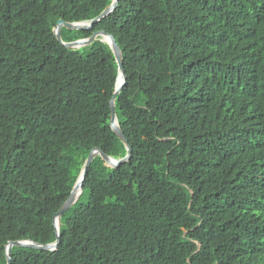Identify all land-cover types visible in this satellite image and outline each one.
Instances as JSON below:
<instances>
[{"label": "trees", "instance_id": "trees-1", "mask_svg": "<svg viewBox=\"0 0 264 264\" xmlns=\"http://www.w3.org/2000/svg\"><path fill=\"white\" fill-rule=\"evenodd\" d=\"M112 2L0 0V264L56 241L93 149L127 154L111 47L54 34ZM101 30L131 157L94 156L58 247L11 264H264V0H119L61 37Z\"/></svg>", "mask_w": 264, "mask_h": 264}, {"label": "water", "instance_id": "water-1", "mask_svg": "<svg viewBox=\"0 0 264 264\" xmlns=\"http://www.w3.org/2000/svg\"><path fill=\"white\" fill-rule=\"evenodd\" d=\"M119 0H113V2L96 18L92 19L89 23H82V22H66L63 19L58 20L57 25L54 29V34L58 41L62 43L67 48H74V47H81L91 44L93 41L97 39L98 36H102L103 41L107 42L109 46L112 49V52L115 56L116 63L118 65V76L115 84V90L113 92V95L110 99V110H111V116H110V125L113 131L117 134L121 142L125 145L127 154L124 158L120 160H115L109 156H107L105 153H103L100 149H93L90 154L88 155L84 167L82 169V172L79 176V179L75 183L70 196L68 199L64 202L62 207L53 215V224L56 229V241L54 243L50 244H39L35 243L29 240L25 241H13L8 242L6 245V258H7V264H11V249L13 246H22V247H31L36 249H42V250H55L58 247L59 244V228H60V219L61 215L66 212L78 199L82 192L83 188V181L85 179L87 170L96 155H100V157L105 161L106 164L117 167L121 163L126 162L131 157L132 148L127 140V138L124 136L116 117L115 112V99L123 86L125 85L126 81V72L123 65V58H122V52L118 46V44L115 41V38L107 33L106 31H95L92 33V35L86 39H79L71 42H64L61 37V28L66 27L69 29H88L91 28L96 22L100 21L103 17L107 16L118 4ZM78 190L80 191L79 193ZM58 221V224L56 223Z\"/></svg>", "mask_w": 264, "mask_h": 264}, {"label": "bare ground", "instance_id": "bare-ground-1", "mask_svg": "<svg viewBox=\"0 0 264 264\" xmlns=\"http://www.w3.org/2000/svg\"><path fill=\"white\" fill-rule=\"evenodd\" d=\"M56 223L58 224V221Z\"/></svg>", "mask_w": 264, "mask_h": 264}]
</instances>
